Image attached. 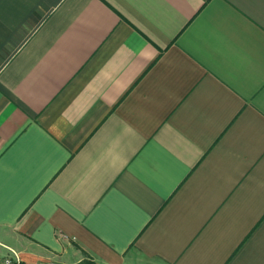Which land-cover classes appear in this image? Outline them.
I'll list each match as a JSON object with an SVG mask.
<instances>
[{
    "label": "crops",
    "instance_id": "0c3cea01",
    "mask_svg": "<svg viewBox=\"0 0 264 264\" xmlns=\"http://www.w3.org/2000/svg\"><path fill=\"white\" fill-rule=\"evenodd\" d=\"M264 264V0H0V257Z\"/></svg>",
    "mask_w": 264,
    "mask_h": 264
},
{
    "label": "built area",
    "instance_id": "2783aa9c",
    "mask_svg": "<svg viewBox=\"0 0 264 264\" xmlns=\"http://www.w3.org/2000/svg\"><path fill=\"white\" fill-rule=\"evenodd\" d=\"M0 264H21L19 255L13 251L12 254L0 257Z\"/></svg>",
    "mask_w": 264,
    "mask_h": 264
}]
</instances>
